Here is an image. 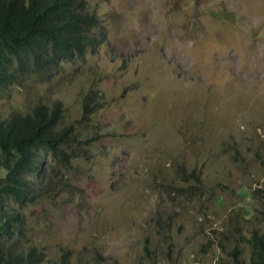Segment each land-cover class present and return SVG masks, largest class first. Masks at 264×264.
I'll return each instance as SVG.
<instances>
[{"label": "rangeland", "instance_id": "rangeland-1", "mask_svg": "<svg viewBox=\"0 0 264 264\" xmlns=\"http://www.w3.org/2000/svg\"><path fill=\"white\" fill-rule=\"evenodd\" d=\"M87 2L106 42L49 78L0 86V119L61 100L62 125L81 141L67 166L46 154L40 196L9 200L25 216L23 243L42 264L67 251L74 263L235 264V249L253 264L249 240L264 234V0ZM88 94L97 107L83 121Z\"/></svg>", "mask_w": 264, "mask_h": 264}, {"label": "trees", "instance_id": "trees-1", "mask_svg": "<svg viewBox=\"0 0 264 264\" xmlns=\"http://www.w3.org/2000/svg\"><path fill=\"white\" fill-rule=\"evenodd\" d=\"M107 41L105 27L87 0H0V86L19 85L32 73L49 78L73 57H83ZM95 97V96H94ZM88 94L83 102V121L97 107ZM65 114L61 100H39L30 111L14 112L0 119V264H42L45 253L27 245L25 216L12 207L10 199L23 204L40 196L38 186L45 169L46 154L67 166L79 154L69 148L81 143L73 124L62 125ZM32 176L35 179L32 178ZM39 188H37V187ZM264 218V209L261 210ZM253 264H264V234L254 230L249 240ZM71 252L53 264L74 263ZM235 264L240 250L235 249Z\"/></svg>", "mask_w": 264, "mask_h": 264}]
</instances>
